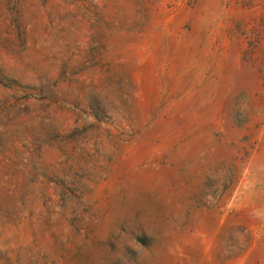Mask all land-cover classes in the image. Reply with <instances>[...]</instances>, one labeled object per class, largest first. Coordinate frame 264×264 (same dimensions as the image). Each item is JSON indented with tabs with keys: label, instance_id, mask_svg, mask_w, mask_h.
<instances>
[{
	"label": "rangeland",
	"instance_id": "rangeland-1",
	"mask_svg": "<svg viewBox=\"0 0 264 264\" xmlns=\"http://www.w3.org/2000/svg\"><path fill=\"white\" fill-rule=\"evenodd\" d=\"M0 264H264V0H0Z\"/></svg>",
	"mask_w": 264,
	"mask_h": 264
}]
</instances>
